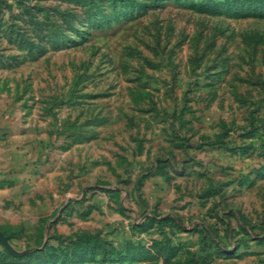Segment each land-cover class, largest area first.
I'll return each mask as SVG.
<instances>
[{
  "label": "rangeland",
  "instance_id": "obj_1",
  "mask_svg": "<svg viewBox=\"0 0 264 264\" xmlns=\"http://www.w3.org/2000/svg\"><path fill=\"white\" fill-rule=\"evenodd\" d=\"M0 264H264V0H0Z\"/></svg>",
  "mask_w": 264,
  "mask_h": 264
}]
</instances>
